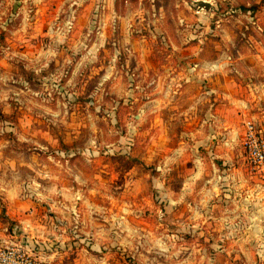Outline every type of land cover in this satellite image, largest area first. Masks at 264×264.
I'll list each match as a JSON object with an SVG mask.
<instances>
[{"label":"rangeland","instance_id":"374dc122","mask_svg":"<svg viewBox=\"0 0 264 264\" xmlns=\"http://www.w3.org/2000/svg\"><path fill=\"white\" fill-rule=\"evenodd\" d=\"M216 73L264 87V0H0V247L47 264H264V177L236 131L223 148L191 131L214 105L195 115L186 93ZM249 100L240 131L264 122Z\"/></svg>","mask_w":264,"mask_h":264},{"label":"crops","instance_id":"0c3cea01","mask_svg":"<svg viewBox=\"0 0 264 264\" xmlns=\"http://www.w3.org/2000/svg\"><path fill=\"white\" fill-rule=\"evenodd\" d=\"M182 73L183 74H180L179 77L184 76L186 77V80H190V82L188 81L186 86L181 90L185 91L187 88H189V86H192L194 76L197 74H202L203 72L201 68L198 72H194L191 70ZM218 76L219 73H216L215 76H211L210 79H213L214 81L211 82L208 88L202 90L201 93L191 92L186 93V96L193 100V102L191 103V107L192 113L195 112V115L197 110H202V107L199 108L197 104L203 97H205V102H208L209 99V104H212V106L214 105V109H212L210 114L211 116L207 117V114L202 116L200 115L198 122H196V125H193L191 127V131L193 134H196L197 131H207L205 127L209 125L208 127H210L213 131H211L210 133H205V136L201 139V141L203 143L206 142L207 146L209 145L213 147V145L216 143L215 145L217 148H223L225 147V145H233L232 138H235V131L236 136L238 135V137L242 138L243 132L245 130L244 122L242 130L240 131L237 125L233 126L235 122L233 121L234 119L231 120L230 117L237 115H246L247 113L252 112L254 104H252V100L249 99L252 95L254 99H256L255 104H261V98L264 99V87L259 86L260 91H257V93H255V90H253V87L251 86L252 84L250 82L244 83L243 81L238 80L235 81V84L236 82H238L237 85L233 84V86H230V82H228L227 78L225 79L224 83H219L217 80ZM248 88L252 90L249 95L247 93L249 91ZM240 92L243 94V97L237 95V93ZM180 94L181 96H183L182 93ZM255 119L260 125L264 127L263 120L257 118ZM221 133L223 136L221 135ZM228 134H231V136L229 135L228 137ZM212 137H217V139L213 140Z\"/></svg>","mask_w":264,"mask_h":264},{"label":"built area","instance_id":"2783aa9c","mask_svg":"<svg viewBox=\"0 0 264 264\" xmlns=\"http://www.w3.org/2000/svg\"><path fill=\"white\" fill-rule=\"evenodd\" d=\"M242 144L251 168L264 177V127L254 117L244 121ZM0 264H47L15 246L0 247Z\"/></svg>","mask_w":264,"mask_h":264}]
</instances>
